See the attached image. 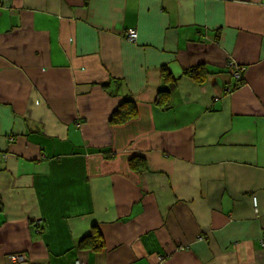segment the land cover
Masks as SVG:
<instances>
[{"label": "crops", "instance_id": "crops-1", "mask_svg": "<svg viewBox=\"0 0 264 264\" xmlns=\"http://www.w3.org/2000/svg\"><path fill=\"white\" fill-rule=\"evenodd\" d=\"M263 232L264 0H0V264H264Z\"/></svg>", "mask_w": 264, "mask_h": 264}, {"label": "trees", "instance_id": "trees-1", "mask_svg": "<svg viewBox=\"0 0 264 264\" xmlns=\"http://www.w3.org/2000/svg\"><path fill=\"white\" fill-rule=\"evenodd\" d=\"M243 66L241 65H238V64H235L233 65V67H231V65H228L227 68H228V73H230L231 75V70H236V71H240L242 69ZM205 70H203V67L201 66H197V67H193L192 69L190 70H187L185 71L183 74L185 76H189L190 78H193L196 83H199V84H202L205 80V76H207L204 72ZM161 72H162V79H164L165 77L167 78L168 77V70L166 68H164L163 66L161 67ZM209 73V72H207ZM240 73H243L240 72ZM232 76V75H231ZM236 84H242L243 82V75H241V78L236 80ZM169 86V89H167L164 85V88H160L158 90V99H156V103L161 105V106H164L165 103L167 105V101L168 100H162L161 99V94L165 97L169 96L171 94V91L173 89H175V80H172L169 84H166ZM167 86V87H168ZM130 102L128 100L124 101L120 107L116 110V112H114L113 114V118L111 120V123H113L115 121V123H123L125 121H127L128 119H130L132 116H135V111H134V108H131V106H129ZM130 168L132 170H134L135 173L137 174H141L144 172L145 170V166H144V163L141 161V160H138V159H132L130 161ZM261 243V241H260ZM78 246L81 248V249H88L92 252H95V251H98L100 250L102 247H103V240H102V237H101V234L96 231L95 233L93 234H90L88 236H85L83 237L79 243H78ZM261 246H262V243H261ZM264 248V247H263Z\"/></svg>", "mask_w": 264, "mask_h": 264}, {"label": "built area", "instance_id": "built-area-1", "mask_svg": "<svg viewBox=\"0 0 264 264\" xmlns=\"http://www.w3.org/2000/svg\"><path fill=\"white\" fill-rule=\"evenodd\" d=\"M136 36L137 35H136V32L134 30H128L125 34L126 39L130 42H134L136 40ZM242 71H243V68L240 71L231 70L230 72H231L232 77L235 78L236 80H238L241 78L242 73H240V72H242ZM254 204H256L255 199H254ZM261 243H262V247H264V233H263V236L261 238ZM10 260L12 262H20L23 260V258L20 256H12V257H10ZM75 264H82V262H81V260H77Z\"/></svg>", "mask_w": 264, "mask_h": 264}, {"label": "clouds", "instance_id": "clouds-1", "mask_svg": "<svg viewBox=\"0 0 264 264\" xmlns=\"http://www.w3.org/2000/svg\"><path fill=\"white\" fill-rule=\"evenodd\" d=\"M256 205V204H255Z\"/></svg>", "mask_w": 264, "mask_h": 264}, {"label": "rangeland", "instance_id": "rangeland-1", "mask_svg": "<svg viewBox=\"0 0 264 264\" xmlns=\"http://www.w3.org/2000/svg\"><path fill=\"white\" fill-rule=\"evenodd\" d=\"M264 233V232H263Z\"/></svg>", "mask_w": 264, "mask_h": 264}]
</instances>
